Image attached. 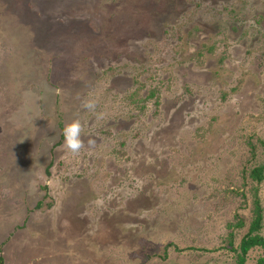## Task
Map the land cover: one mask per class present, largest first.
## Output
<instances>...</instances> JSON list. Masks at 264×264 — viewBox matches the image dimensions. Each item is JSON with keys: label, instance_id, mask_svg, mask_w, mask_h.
I'll list each match as a JSON object with an SVG mask.
<instances>
[{"label": "rangeland", "instance_id": "1", "mask_svg": "<svg viewBox=\"0 0 264 264\" xmlns=\"http://www.w3.org/2000/svg\"><path fill=\"white\" fill-rule=\"evenodd\" d=\"M261 142L264 0H0L1 264H235Z\"/></svg>", "mask_w": 264, "mask_h": 264}, {"label": "trees", "instance_id": "2", "mask_svg": "<svg viewBox=\"0 0 264 264\" xmlns=\"http://www.w3.org/2000/svg\"><path fill=\"white\" fill-rule=\"evenodd\" d=\"M264 147V142H261ZM249 176L252 180L259 183L264 176V163L251 169ZM261 221H262V209L257 198V194H254L252 219L249 222L246 233L241 237L236 248L231 246L232 250L236 251L235 264H245L248 252L254 247H261L264 251V236L261 235ZM236 225H242V221H238ZM1 262V260H0ZM1 264V263H0ZM254 264H264V254L261 255Z\"/></svg>", "mask_w": 264, "mask_h": 264}, {"label": "clouds", "instance_id": "3", "mask_svg": "<svg viewBox=\"0 0 264 264\" xmlns=\"http://www.w3.org/2000/svg\"><path fill=\"white\" fill-rule=\"evenodd\" d=\"M82 107L94 111L96 108L95 101L92 99H87L82 102ZM82 134V124L79 119H74L65 124L62 129V135L64 138L63 148L72 154H77L83 147V142L81 140ZM89 145L94 144L93 140L88 141Z\"/></svg>", "mask_w": 264, "mask_h": 264}]
</instances>
